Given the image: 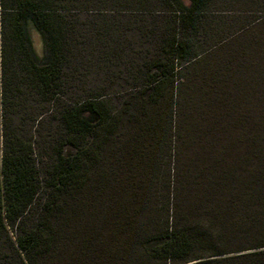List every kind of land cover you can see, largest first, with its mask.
<instances>
[{
	"label": "trees",
	"instance_id": "16d2710c",
	"mask_svg": "<svg viewBox=\"0 0 264 264\" xmlns=\"http://www.w3.org/2000/svg\"><path fill=\"white\" fill-rule=\"evenodd\" d=\"M189 1L0 0V264H264V0Z\"/></svg>",
	"mask_w": 264,
	"mask_h": 264
},
{
	"label": "rangeland",
	"instance_id": "374dc122",
	"mask_svg": "<svg viewBox=\"0 0 264 264\" xmlns=\"http://www.w3.org/2000/svg\"><path fill=\"white\" fill-rule=\"evenodd\" d=\"M184 5H189L190 1L189 0H181ZM31 38H32V43L35 51L38 54H42L43 52V43L39 35L34 31L31 30Z\"/></svg>",
	"mask_w": 264,
	"mask_h": 264
}]
</instances>
